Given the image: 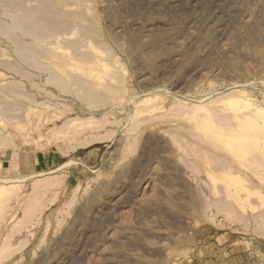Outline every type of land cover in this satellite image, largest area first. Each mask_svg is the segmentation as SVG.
I'll return each instance as SVG.
<instances>
[{"label":"rangeland","instance_id":"obj_1","mask_svg":"<svg viewBox=\"0 0 264 264\" xmlns=\"http://www.w3.org/2000/svg\"><path fill=\"white\" fill-rule=\"evenodd\" d=\"M0 264H264V0H0Z\"/></svg>","mask_w":264,"mask_h":264}]
</instances>
